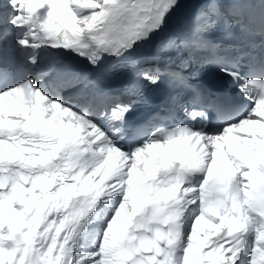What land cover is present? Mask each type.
<instances>
[{
    "label": "snow or ice",
    "instance_id": "snow-or-ice-1",
    "mask_svg": "<svg viewBox=\"0 0 264 264\" xmlns=\"http://www.w3.org/2000/svg\"><path fill=\"white\" fill-rule=\"evenodd\" d=\"M0 264H264V0H0Z\"/></svg>",
    "mask_w": 264,
    "mask_h": 264
}]
</instances>
